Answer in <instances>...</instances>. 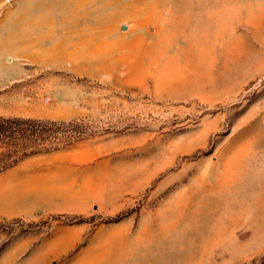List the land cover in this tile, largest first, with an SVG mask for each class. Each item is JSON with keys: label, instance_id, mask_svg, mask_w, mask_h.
Returning <instances> with one entry per match:
<instances>
[{"label": "rangeland", "instance_id": "obj_1", "mask_svg": "<svg viewBox=\"0 0 264 264\" xmlns=\"http://www.w3.org/2000/svg\"><path fill=\"white\" fill-rule=\"evenodd\" d=\"M0 118V264H264V0H0Z\"/></svg>", "mask_w": 264, "mask_h": 264}, {"label": "trees", "instance_id": "obj_2", "mask_svg": "<svg viewBox=\"0 0 264 264\" xmlns=\"http://www.w3.org/2000/svg\"><path fill=\"white\" fill-rule=\"evenodd\" d=\"M0 118V136H13V134H19L20 136L24 134L26 131L30 132L32 134H38L39 132H46L42 127L38 126H28V127H23V126H17L13 127L8 125L7 121L1 122Z\"/></svg>", "mask_w": 264, "mask_h": 264}, {"label": "bare ground", "instance_id": "obj_3", "mask_svg": "<svg viewBox=\"0 0 264 264\" xmlns=\"http://www.w3.org/2000/svg\"><path fill=\"white\" fill-rule=\"evenodd\" d=\"M177 62V61H176ZM176 67V66H175ZM170 70V69H169ZM172 70V69H171ZM170 70V71H171ZM202 71H204L203 69L202 70H192V75L194 76V75H197V74H199L200 73V75H202ZM191 72V71H190ZM206 72V71H205ZM172 73V72H171ZM188 73V72H187ZM176 74V73H175ZM180 75H181V73H180ZM189 76H191V75H189ZM193 76H191V77H193ZM182 77V76H181ZM190 77V78H191ZM178 78V77H177ZM188 79H189V77H188ZM229 175V174H228ZM227 178H228V181H229V178H230V176H227ZM224 180V179H223ZM230 182V181H229ZM226 184V183H225Z\"/></svg>", "mask_w": 264, "mask_h": 264}]
</instances>
